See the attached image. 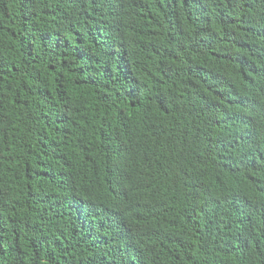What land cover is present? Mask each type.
<instances>
[{
    "label": "trees",
    "instance_id": "1",
    "mask_svg": "<svg viewBox=\"0 0 264 264\" xmlns=\"http://www.w3.org/2000/svg\"><path fill=\"white\" fill-rule=\"evenodd\" d=\"M0 264H264V0H0Z\"/></svg>",
    "mask_w": 264,
    "mask_h": 264
}]
</instances>
